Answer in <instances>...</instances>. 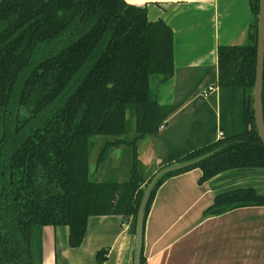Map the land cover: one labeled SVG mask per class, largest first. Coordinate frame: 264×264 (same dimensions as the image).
I'll list each match as a JSON object with an SVG mask.
<instances>
[{
	"label": "trees",
	"instance_id": "trees-1",
	"mask_svg": "<svg viewBox=\"0 0 264 264\" xmlns=\"http://www.w3.org/2000/svg\"><path fill=\"white\" fill-rule=\"evenodd\" d=\"M246 42L217 47L219 120L199 125L203 143L177 156L194 163L165 173L147 197L143 228L159 185L194 167L199 183L232 168H264L252 107L258 0H249ZM173 32L125 0H0V264H41V232L67 226L78 246L91 215H137L144 180L137 142L155 136L175 104L162 105L150 77L173 76ZM129 111V116L128 112ZM264 121V63L262 87ZM133 120V125H132ZM217 129L223 136L216 138ZM133 130L131 139L123 136ZM213 136L211 137V135ZM132 147L129 177L98 181L89 165L92 138ZM206 154V155H205ZM152 177V176H151ZM264 205L251 187L222 192L203 211ZM104 251L97 252L101 263ZM144 259L141 255V264Z\"/></svg>",
	"mask_w": 264,
	"mask_h": 264
},
{
	"label": "crops",
	"instance_id": "crops-1",
	"mask_svg": "<svg viewBox=\"0 0 264 264\" xmlns=\"http://www.w3.org/2000/svg\"><path fill=\"white\" fill-rule=\"evenodd\" d=\"M125 1L145 5L149 20L162 19L173 32L174 73L163 83L158 78L155 91L160 104H175L176 110L157 135L137 145L140 163L154 164V173L185 153L186 148L173 152L174 147L189 139L208 140L198 127L211 124L213 114L218 124V92L208 97L200 92L215 81L217 47L246 42L249 0ZM170 126L175 128L162 135ZM200 175L194 167L167 177L157 188L143 228V264H264V205L216 215L203 212L222 192L251 187L264 194V168H232L202 183ZM129 223L115 214L91 215L76 247L68 244L67 226L46 225L41 264H132L135 235ZM102 250L105 257L99 263L96 255Z\"/></svg>",
	"mask_w": 264,
	"mask_h": 264
},
{
	"label": "water",
	"instance_id": "water-1",
	"mask_svg": "<svg viewBox=\"0 0 264 264\" xmlns=\"http://www.w3.org/2000/svg\"><path fill=\"white\" fill-rule=\"evenodd\" d=\"M256 60H255V77L252 89V107L254 113V123L257 134L264 144V121L262 114V87H263V63H264V0H258V12L256 16ZM206 155V154H205ZM202 156L184 162H171L162 166L150 179L147 185L143 186V196L140 201L136 217L130 220L128 230L135 235V246L132 264H141V251L143 241V219L147 197L156 181L165 173L188 166Z\"/></svg>",
	"mask_w": 264,
	"mask_h": 264
},
{
	"label": "rangeland",
	"instance_id": "rangeland-1",
	"mask_svg": "<svg viewBox=\"0 0 264 264\" xmlns=\"http://www.w3.org/2000/svg\"><path fill=\"white\" fill-rule=\"evenodd\" d=\"M158 77L159 75H153L150 77V86H151L152 92L155 91V84L157 82ZM127 113L129 116V111ZM132 125H133V120H132ZM174 128L175 126H170V128H168L165 132H162V130L160 132H162V135H165ZM215 134L217 137V130ZM132 136H133V130L123 137L126 139H131ZM151 137L152 136H146L145 141L146 139L148 140ZM114 138L115 137L103 136V135H97L92 138V141L94 140L95 141H94V148H92L89 153V165H90V168L93 174L95 173V178L98 181H104V180L110 179L113 181L122 182L129 177V172L131 169V153H132V147L129 145L121 144L118 147L114 146L110 148L108 151V154L106 155L102 163L99 165H96V159H97L98 153L103 143L105 142V140L111 141ZM138 142H137V145H138ZM194 142L195 141L189 139L183 145H181L182 147L179 148V145H178L174 147L172 151L174 152L175 150H182V148H186L187 150V148H189L192 144L196 143L193 147H197L203 143V141H196L195 143ZM180 153H182V151H180ZM163 162H165V159L163 160ZM154 168H155L154 164L148 167H145L141 163L139 164L138 171L144 180L143 186L148 184V182L152 178L151 176H153L160 168H162V166L159 167V169H157L154 173H152Z\"/></svg>",
	"mask_w": 264,
	"mask_h": 264
},
{
	"label": "built area",
	"instance_id": "built-area-1",
	"mask_svg": "<svg viewBox=\"0 0 264 264\" xmlns=\"http://www.w3.org/2000/svg\"><path fill=\"white\" fill-rule=\"evenodd\" d=\"M218 92V83L217 81H212L207 83L201 90L200 95L202 97H208L211 94H217ZM163 126H161L160 128H162ZM222 131L220 129H217V138L222 137Z\"/></svg>",
	"mask_w": 264,
	"mask_h": 264
}]
</instances>
